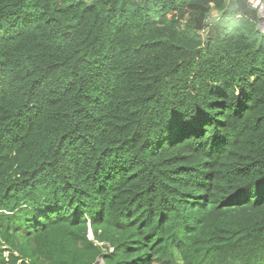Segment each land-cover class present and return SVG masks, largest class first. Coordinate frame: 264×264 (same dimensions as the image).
Masks as SVG:
<instances>
[{
  "label": "trees",
  "instance_id": "trees-1",
  "mask_svg": "<svg viewBox=\"0 0 264 264\" xmlns=\"http://www.w3.org/2000/svg\"><path fill=\"white\" fill-rule=\"evenodd\" d=\"M90 1L0 0V264H264L257 12Z\"/></svg>",
  "mask_w": 264,
  "mask_h": 264
},
{
  "label": "built area",
  "instance_id": "built-area-1",
  "mask_svg": "<svg viewBox=\"0 0 264 264\" xmlns=\"http://www.w3.org/2000/svg\"><path fill=\"white\" fill-rule=\"evenodd\" d=\"M247 3L257 13L261 14V21H264V0H247Z\"/></svg>",
  "mask_w": 264,
  "mask_h": 264
},
{
  "label": "water",
  "instance_id": "water-1",
  "mask_svg": "<svg viewBox=\"0 0 264 264\" xmlns=\"http://www.w3.org/2000/svg\"><path fill=\"white\" fill-rule=\"evenodd\" d=\"M257 15H258L259 18H261V14H260V13H257ZM258 29H259L262 33H264V21L259 22V24H258ZM102 258H103V255H101L100 257H98V258L96 259V262L99 261V260H102ZM102 261H103V260H102ZM96 262H95V263H96Z\"/></svg>",
  "mask_w": 264,
  "mask_h": 264
},
{
  "label": "rangeland",
  "instance_id": "rangeland-1",
  "mask_svg": "<svg viewBox=\"0 0 264 264\" xmlns=\"http://www.w3.org/2000/svg\"><path fill=\"white\" fill-rule=\"evenodd\" d=\"M83 1L86 2V3H90L91 2L90 0H83ZM213 13H215V16L213 17V18H215L216 17V12L214 11ZM88 235H89V238L91 239L92 238V234H91V231L90 230H89Z\"/></svg>",
  "mask_w": 264,
  "mask_h": 264
},
{
  "label": "bare ground",
  "instance_id": "bare-ground-1",
  "mask_svg": "<svg viewBox=\"0 0 264 264\" xmlns=\"http://www.w3.org/2000/svg\"><path fill=\"white\" fill-rule=\"evenodd\" d=\"M100 256H101V255H100ZM100 256H99V257H100ZM103 257H104V255H103ZM102 260H103V258H102ZM102 260H99V261H97V262L95 261L96 263L94 262V264H105L104 261H102Z\"/></svg>",
  "mask_w": 264,
  "mask_h": 264
},
{
  "label": "crops",
  "instance_id": "crops-1",
  "mask_svg": "<svg viewBox=\"0 0 264 264\" xmlns=\"http://www.w3.org/2000/svg\"><path fill=\"white\" fill-rule=\"evenodd\" d=\"M213 15H215V13H213Z\"/></svg>",
  "mask_w": 264,
  "mask_h": 264
},
{
  "label": "clouds",
  "instance_id": "clouds-1",
  "mask_svg": "<svg viewBox=\"0 0 264 264\" xmlns=\"http://www.w3.org/2000/svg\"><path fill=\"white\" fill-rule=\"evenodd\" d=\"M261 19V18H260Z\"/></svg>",
  "mask_w": 264,
  "mask_h": 264
}]
</instances>
